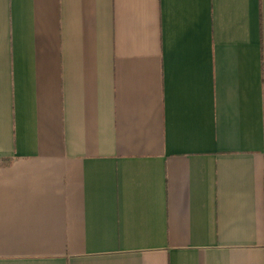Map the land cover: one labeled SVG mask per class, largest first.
<instances>
[{
	"label": "crops",
	"instance_id": "obj_1",
	"mask_svg": "<svg viewBox=\"0 0 264 264\" xmlns=\"http://www.w3.org/2000/svg\"><path fill=\"white\" fill-rule=\"evenodd\" d=\"M0 264H264V0H0Z\"/></svg>",
	"mask_w": 264,
	"mask_h": 264
}]
</instances>
